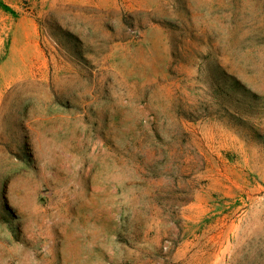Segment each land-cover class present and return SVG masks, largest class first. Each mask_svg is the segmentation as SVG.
I'll list each match as a JSON object with an SVG mask.
<instances>
[{
    "label": "rangeland",
    "instance_id": "1",
    "mask_svg": "<svg viewBox=\"0 0 264 264\" xmlns=\"http://www.w3.org/2000/svg\"><path fill=\"white\" fill-rule=\"evenodd\" d=\"M0 264H264V0H0Z\"/></svg>",
    "mask_w": 264,
    "mask_h": 264
}]
</instances>
